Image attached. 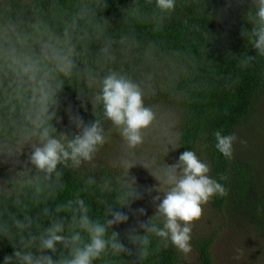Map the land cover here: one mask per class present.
Returning <instances> with one entry per match:
<instances>
[{
    "label": "trees",
    "instance_id": "obj_1",
    "mask_svg": "<svg viewBox=\"0 0 264 264\" xmlns=\"http://www.w3.org/2000/svg\"><path fill=\"white\" fill-rule=\"evenodd\" d=\"M83 9L88 14L78 20L76 35L84 39L78 42L77 70L59 94L57 132L69 137L78 134L70 120L77 114L85 124L100 120L106 131L112 123L104 118L102 105L92 104L99 88L88 87L87 73L103 76L114 70L129 76L143 89L146 106L155 100L178 109L173 156L178 162L181 153L191 150L208 164L209 175L225 188L224 195L209 200L212 208L244 219L264 243L262 174L257 167L253 173V166L241 160L237 143L230 159L215 147L216 131L237 136L239 127L251 124L264 88V53L254 48L252 36L258 27L253 0H176L175 10L163 16L156 0H0V21L12 18L28 28L42 21V28L62 33ZM108 39L115 60H106L100 53ZM60 170V177L29 187L12 180V174L3 178L8 192L0 191V222L12 225L15 219L30 216L33 223L24 233L0 237V264L14 255L29 231L38 235L57 216L70 221L74 213L64 207L69 201L75 208V201L83 200L90 217L102 223L109 207H119V174L100 175L82 165ZM136 186L141 198L130 208L113 209L125 212L129 220L108 233L111 237L116 232L126 251L108 249L94 264L178 263L177 249L154 234H148L146 255L130 240L132 235H143L139 224L156 215L153 197ZM45 209L50 215H45ZM151 223L162 226L160 218ZM192 245L198 264H213L211 241L197 238ZM45 254L59 259L68 256V249L58 245L56 254Z\"/></svg>",
    "mask_w": 264,
    "mask_h": 264
},
{
    "label": "clouds",
    "instance_id": "obj_2",
    "mask_svg": "<svg viewBox=\"0 0 264 264\" xmlns=\"http://www.w3.org/2000/svg\"><path fill=\"white\" fill-rule=\"evenodd\" d=\"M253 3L258 25L252 32L254 48L264 53V0H253ZM175 6L176 0H156L161 16L173 12ZM87 14V9L81 10L62 33L42 28V21L30 28L12 18L0 21V158L19 162L25 147H30L22 170L12 179L25 187L60 177L62 166L76 169L91 162L106 143L105 127L97 119L85 124L78 114L70 116L78 129V134L72 137L58 133L54 126L59 94L67 78L77 70L78 42L84 39L76 35L78 20ZM111 45L110 39L105 40L100 49L106 60H115ZM86 82L89 88H99L91 102L102 105L104 118L119 130L127 149L134 150L141 145L144 131L155 120L154 111L144 103L141 86L114 70L103 76L88 71ZM215 140L216 149L225 158H232L238 137L218 130ZM119 164L125 169L117 196L119 207L108 208L105 222L92 219L83 200L75 201V208L69 201L64 207L74 213L70 221L57 216L38 235L29 231L14 255L6 257L3 264H94L108 249L116 253L126 251L118 234L112 231L109 237L108 233L114 225L126 223L129 216L113 209L130 208L132 202L141 197L135 178L127 179L129 170L138 163L121 158ZM209 173L208 164L195 152L187 150L180 154L176 164L167 165L162 177L155 176L160 185L170 187L163 192V198L157 195L154 200L158 201L154 218H162V226L151 223L152 218L139 224L143 235L129 237L139 246L140 254H147L148 234H154L184 254L192 251V225L200 219L202 206L214 196L225 194V188ZM156 190L161 193L159 187ZM44 211L45 215H50L49 209ZM32 223L30 216L17 218L12 225L0 222V237L24 233L31 229ZM58 245L68 249L67 257L53 259L52 255L45 254H56Z\"/></svg>",
    "mask_w": 264,
    "mask_h": 264
},
{
    "label": "rangeland",
    "instance_id": "obj_3",
    "mask_svg": "<svg viewBox=\"0 0 264 264\" xmlns=\"http://www.w3.org/2000/svg\"><path fill=\"white\" fill-rule=\"evenodd\" d=\"M156 73H152L151 76H156ZM147 106L154 111L155 120L144 131V140L141 145L134 150H128L119 130L111 124L106 130V143L91 162L84 163L82 166L83 169L100 173V175L107 172L119 174L120 179L125 174V169L119 164L121 158H128L133 164L138 163L129 170L127 179L134 177L136 185L147 189L153 197L156 211L158 201L154 202L155 197L159 195L163 198V192L170 186L160 185L155 176L162 177L167 165L177 163L173 153L178 109L155 100L150 101ZM237 137L236 143L241 160L253 166V173L257 167L264 178V88L253 121L250 125L239 127ZM30 151V147L26 146L19 162L0 158V191L8 192L3 178L11 174L14 177L17 171L22 170ZM262 182L264 183V179ZM158 187L161 193L156 190ZM202 207L200 219L192 225L190 241L192 251L184 254L177 250V264H198L196 250L192 245L197 238L211 241L209 250L213 264H264V243L259 235L257 237L253 235L244 219L236 217L235 213L229 210L216 211L209 203ZM160 219L162 223V218Z\"/></svg>",
    "mask_w": 264,
    "mask_h": 264
}]
</instances>
